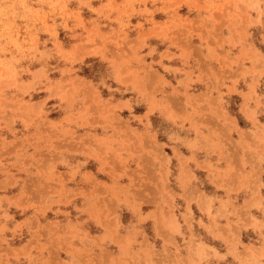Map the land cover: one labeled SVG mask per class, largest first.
<instances>
[{
  "label": "rangeland",
  "instance_id": "obj_1",
  "mask_svg": "<svg viewBox=\"0 0 264 264\" xmlns=\"http://www.w3.org/2000/svg\"><path fill=\"white\" fill-rule=\"evenodd\" d=\"M106 262L264 264V0H0V264Z\"/></svg>",
  "mask_w": 264,
  "mask_h": 264
},
{
  "label": "crops",
  "instance_id": "obj_2",
  "mask_svg": "<svg viewBox=\"0 0 264 264\" xmlns=\"http://www.w3.org/2000/svg\"><path fill=\"white\" fill-rule=\"evenodd\" d=\"M238 155H241L243 157L242 153L241 154L239 153ZM244 160H245V163H246L245 164V169H249V172H251L252 169L250 168V165H249L250 161L248 160V158H245V157H244ZM223 161H224L223 171L231 172V171H233L235 169V166H238V165L235 164V163H238V162H235V160L232 159L229 156L226 157V155H225ZM238 161H240V159H238ZM202 162L205 163L204 161H202Z\"/></svg>",
  "mask_w": 264,
  "mask_h": 264
},
{
  "label": "bare ground",
  "instance_id": "obj_3",
  "mask_svg": "<svg viewBox=\"0 0 264 264\" xmlns=\"http://www.w3.org/2000/svg\"><path fill=\"white\" fill-rule=\"evenodd\" d=\"M175 109H176V108H175ZM257 148H258V147H257ZM259 148H260V147H259ZM259 148H258V149H259ZM253 153H254V152H253ZM253 153H252V154H253ZM251 156H252V155H251ZM258 156H259V155H258ZM247 158H248V157H247ZM250 162H251V161H250ZM255 167H256V166H255ZM143 172H144V171H143ZM143 178H144V176H143ZM147 188H148V187H147ZM140 191H141V190H140ZM148 191H149V190H148ZM149 193H150V192H149ZM140 196H141V195H140ZM143 202H144V201H143ZM251 202H252V201H251ZM111 210H113V209H111ZM157 219H158V218H157ZM167 219H168V218H167ZM156 221H157V220H156ZM168 221H169V219H168ZM171 221H172V220H171ZM170 223H172V222H170ZM167 224H168V223H167ZM104 226H105V225H104ZM156 226H157V225H156ZM150 249H151V248H150ZM142 256H143V255H142ZM103 257H104V256H103ZM106 257H107V256H106ZM106 257H105V258H106ZM248 258H249V257H248ZM246 259H247V258H246ZM106 260H107V259H106ZM134 261H135V260H134ZM245 261H246V260H245ZM117 263H118V262H117ZM128 263H129V262H128ZM106 264H107V262H106Z\"/></svg>",
  "mask_w": 264,
  "mask_h": 264
}]
</instances>
